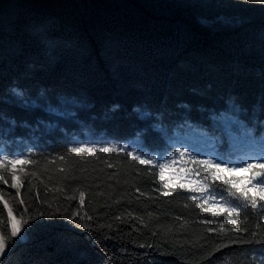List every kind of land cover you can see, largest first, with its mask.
I'll list each match as a JSON object with an SVG mask.
<instances>
[{
	"label": "trees",
	"instance_id": "16d2710c",
	"mask_svg": "<svg viewBox=\"0 0 264 264\" xmlns=\"http://www.w3.org/2000/svg\"><path fill=\"white\" fill-rule=\"evenodd\" d=\"M228 130L264 147L259 0H0V235L35 217L3 264H264L258 188L187 156L212 210L126 147Z\"/></svg>",
	"mask_w": 264,
	"mask_h": 264
},
{
	"label": "rangeland",
	"instance_id": "374dc122",
	"mask_svg": "<svg viewBox=\"0 0 264 264\" xmlns=\"http://www.w3.org/2000/svg\"><path fill=\"white\" fill-rule=\"evenodd\" d=\"M222 20L226 21L228 19L222 18ZM226 133L228 134L229 143L233 146V152L225 156L217 153L216 146H214V144L211 142L209 143L210 138L207 135H203L202 137H198L197 139H187V137H181L182 142L174 144V152L172 151L165 155L153 153L150 150L148 151L142 147H136L132 144H127L126 147H129L133 151V153L139 156L142 160H149L150 162H160L161 165H164V167L162 168V174L166 180L167 185H189L190 187L198 190V192L202 193L201 195L205 197V202L210 209L221 210L229 207L227 203L220 196H217L215 194L213 195L212 192L207 191L205 185L200 183L198 178L193 175L190 170H187L184 164V160L187 156H194L199 158L202 157V159L204 158L207 161H210L212 164L223 160L225 162H230L229 167H232L233 165L243 166V164L241 163L243 161L251 163L252 166H259L260 164L264 163V147L260 145L253 136L237 135V133L235 134L230 130H228ZM196 134H198V132ZM187 141L188 143L193 145L194 148L186 145ZM85 145L87 147H92L93 143H86ZM105 146L114 147V145L108 144H105ZM237 149H239L238 152ZM250 169H246L244 171H231L230 173L243 176V179L246 182L254 184L257 179L254 177V175L252 177H249ZM226 172L229 171L226 170ZM18 181V178L15 176V183H17ZM13 225L14 228L18 227V221L16 219H14ZM2 257L3 256H0V259Z\"/></svg>",
	"mask_w": 264,
	"mask_h": 264
},
{
	"label": "snow or ice",
	"instance_id": "6c2138e0",
	"mask_svg": "<svg viewBox=\"0 0 264 264\" xmlns=\"http://www.w3.org/2000/svg\"><path fill=\"white\" fill-rule=\"evenodd\" d=\"M259 2L264 3V0H259ZM87 146H81L79 148L74 149L77 152H81L83 151ZM104 151H107V148L103 149ZM131 155V153H129ZM3 161H10V157L9 156H3ZM11 162H15V159H12ZM141 163H149V160H141ZM203 163L205 165L210 164V161H203ZM229 163L230 162H225L223 160L215 163L214 167L216 169V173L214 174V176L216 178H220L218 176V173L220 172H224L225 170L231 172V171H244L246 169H250L252 168V164L251 163H247L246 161L241 162L243 164V166H237V165H233L232 167H229ZM3 167V163H0V168ZM159 167L163 168L164 165H159ZM259 167L261 169H264V163L260 164ZM196 175H199V173H196ZM261 178L257 179L256 182L253 184V187L259 188L260 189V194H259V199L260 200H264V171L260 172L258 174ZM3 176L0 175V180H3ZM6 182V181H5ZM181 188L184 187L183 184L180 185ZM244 197L247 198V192L243 193ZM190 199H194L192 197H189ZM252 206H255V201L253 200V204ZM242 207H247V205H240V204H236L235 207L231 208L230 211H236L237 209H240ZM27 211V209H25V212ZM221 211H223V209H221ZM40 215H43V213H40ZM75 215V213L73 214ZM35 217H28L25 218L23 215H21L19 221H18V227L13 228L10 232V235L7 236V238L5 237V235H0V256H6L8 254L9 251H11V248L9 247L10 242L12 241L13 238H16V242L18 243L20 241V239H23L24 237H26V235L28 234V231H30L32 225L30 223V221L32 219H34ZM233 221H229V223H232ZM5 232H7V228H5ZM7 250V251H6Z\"/></svg>",
	"mask_w": 264,
	"mask_h": 264
},
{
	"label": "water",
	"instance_id": "95a60500",
	"mask_svg": "<svg viewBox=\"0 0 264 264\" xmlns=\"http://www.w3.org/2000/svg\"><path fill=\"white\" fill-rule=\"evenodd\" d=\"M259 173H260V172H257V173L254 174V177H255L256 179L261 178V177L258 175ZM0 197H1V194H0ZM1 199L3 200V202H5V200H4L2 197H1ZM5 204H6V202H5ZM11 214H12V213H11ZM25 239H26V238L24 237L23 240H25ZM10 253H11V251H9L8 254L2 258V264L5 262V260L7 259V257L9 256Z\"/></svg>",
	"mask_w": 264,
	"mask_h": 264
}]
</instances>
